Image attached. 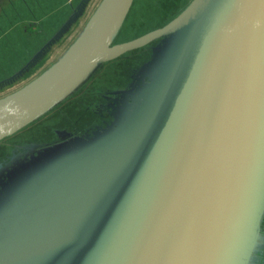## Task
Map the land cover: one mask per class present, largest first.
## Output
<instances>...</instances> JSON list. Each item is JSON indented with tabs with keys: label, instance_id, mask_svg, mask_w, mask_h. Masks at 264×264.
<instances>
[{
	"label": "water",
	"instance_id": "95a60500",
	"mask_svg": "<svg viewBox=\"0 0 264 264\" xmlns=\"http://www.w3.org/2000/svg\"><path fill=\"white\" fill-rule=\"evenodd\" d=\"M132 1L100 0L51 63L13 83L83 15L90 0H81L43 46L4 80L17 87L0 96V140L44 115L103 63L177 35L173 52H162L156 44L150 47L154 87L148 91L149 101L129 123L121 124V130H104L82 147L69 162L72 167L63 171L68 176L65 182H60V161L71 154L60 153V143L41 149L40 157L50 168L42 175L43 187L38 186L35 167L40 162L31 159L32 168L21 174L19 182L35 186L51 208L45 206L37 225L19 224L6 232L0 242L5 251L0 253V264H29L60 254L77 255L82 264H229L246 224L255 219L259 221L250 233L263 241L264 253V116L257 122L264 110V0H191L165 24L114 42ZM251 91H256L250 123L254 132L249 130L245 144L257 154L254 179L242 205L236 206L241 189L231 194L233 202L228 204L235 205L225 211L226 205L222 212H229V218L220 224L218 219L212 221L204 240L200 228L211 211L209 204H203L210 184L207 177L222 146L225 113L235 104L237 108L250 104ZM124 195L126 204H120ZM86 202L90 207L83 218L79 209ZM23 205L6 207L8 214L21 218L26 213L16 210ZM35 206L31 202L27 209ZM236 211L239 217L232 220ZM230 219L237 228L231 227L233 237L220 258ZM6 239L22 247L5 246ZM198 239L204 242L188 263ZM256 259L264 264V257Z\"/></svg>",
	"mask_w": 264,
	"mask_h": 264
},
{
	"label": "rangeland",
	"instance_id": "374dc122",
	"mask_svg": "<svg viewBox=\"0 0 264 264\" xmlns=\"http://www.w3.org/2000/svg\"><path fill=\"white\" fill-rule=\"evenodd\" d=\"M29 1L30 0H25L26 5ZM80 1L81 0H33V15L37 16L49 12L48 21H46V19H41L38 22V29L42 30L41 27H43L44 32L39 31L37 33H34V31H30L27 34L28 36L26 38V43L24 45L19 46V48H22V50L17 51L15 53H10L8 55L2 54L0 56V75L5 74L11 68L14 69L13 67H16L18 65L23 55L29 56V54L35 49V52L39 50L43 46V44L70 16L72 10H77L76 6L77 4H79ZM159 1L162 0H133L129 8L130 11L125 16L115 36V40L120 41L124 39H132L135 37V35H141L151 29L161 26V22L164 20L165 16H167V13L162 8L161 11L160 8L156 6V3ZM99 2L100 0H90L83 15L71 26V29L68 30L59 41L49 47L48 54L45 56V62L43 63V66H41V69L42 67H44V65L46 66L51 63L54 59V56H58L64 50V48L68 45V43H70L71 39L80 30L83 24L87 22L90 14L92 13L93 9L99 4ZM6 3L7 2L0 6V15L8 13V11L4 10ZM166 3L167 0H164L162 5L165 6ZM26 5L25 3L18 2V0L15 1V10H11V17L15 21H29L30 16L32 15V9L28 8ZM40 5L42 6V8H40ZM68 6L70 7V9L68 8ZM66 13L67 15L65 16L64 14ZM52 14L53 17L51 18ZM4 18L7 17L5 15L0 16V21ZM31 27L33 28L34 26ZM15 29L16 28L14 25L12 26V29H10L6 25V23L0 24V48L1 44L10 45L14 43V40H16ZM53 29V33L51 34V36H49V32ZM13 34L15 35V38H13ZM176 36V34L166 36L164 38L156 40L152 45L156 44L155 48H157L158 50H162V52L167 49L168 51L173 52V48L175 47L177 38ZM6 37H10L11 41L5 39ZM149 53L150 49H147L143 52L141 57H144L146 54ZM19 69L20 67L16 70ZM15 87H17V85H15L14 87H6L3 90L1 89L0 96L9 93ZM255 92L256 91H251L252 96L250 104H244L240 108H237V105L235 104L231 106L229 110L225 113V117L227 118L222 124L223 126L220 130V146L221 144L222 146L221 148L219 147V150L217 151L214 159H212V164L210 165L207 177V180H209L210 184L206 187L205 199L203 204H209L211 207V211H207V217L202 222V226L200 228V233L204 234V240L206 238L205 233H207L209 229L208 225H210L212 221L218 219L220 221L218 224H220L223 219L229 218V212L226 215H224V213L225 211H227L228 207L230 208V206L235 205L228 204L229 202H233L230 200L231 194H239L238 190L241 189V194H239V198L241 197V199L236 205L238 206L243 204V200L246 199L250 191V186L254 179V173L257 165V154H255V150H249L251 148V145L247 144V146L245 144V141L246 134L249 132V130H252V132H254L253 129L250 128V123L253 121L254 117L255 104L254 99H252V97L255 96ZM263 116L264 110L262 109L261 117H258V123L262 121ZM56 120H58V117L53 121L50 120L49 122L53 123ZM33 133L36 132L33 131L32 134ZM54 134L55 131H51L49 137L53 136ZM29 135H31V129H25L16 136L15 141L19 139H24L26 136ZM31 178L32 176H29V179ZM122 187L126 190V185L124 186L123 184ZM30 190L36 192L32 193L30 192ZM261 193V197H264V184L262 185ZM4 196L7 200L6 204H24L18 210H16V212L23 211L26 213V215L22 216L21 218L16 217L13 213L10 212V216H13L14 223L17 226L19 224H24V226H30L31 224H33L32 226L37 225L42 221L43 214L41 213L45 209V206L48 209L51 208L48 204H45L46 199L43 194L39 192V190L33 185H31L30 188L15 187L11 190H7L4 192ZM121 201L122 202H120V204H126V195L122 197ZM235 201L237 202V200ZM31 202H34L36 206L34 209L29 210L27 209V207L28 204H31ZM89 207V202H86V204H81V207L79 209V215L83 218H86L85 216L89 211ZM224 208H226V210L224 211V213H222ZM55 210L58 212V207H56ZM237 217H239L237 211L232 213V220H236ZM232 220L230 219V223L228 226L229 230H224V249L220 255V258L225 253L227 244L231 241V237H233L231 227L235 229L237 228L236 223H231ZM258 221L259 219H255L253 222H249L248 225L246 224L245 235H241L240 239L237 241V244H235L237 248L233 257H231V261H229V264H260L256 257H264V253H261L263 251V249L261 248V243L263 241L259 240L255 234L251 235L250 233L251 230H255ZM227 224L228 222L225 223V226H227ZM62 231L63 230H60V234ZM203 239L202 242L198 239L195 246L192 248L193 252H189L188 258H186V261L188 263L194 261L197 257L199 247L204 242ZM29 264L82 263L80 261V257L77 255L60 254L53 257L36 260L33 261V263Z\"/></svg>",
	"mask_w": 264,
	"mask_h": 264
},
{
	"label": "trees",
	"instance_id": "16d2710c",
	"mask_svg": "<svg viewBox=\"0 0 264 264\" xmlns=\"http://www.w3.org/2000/svg\"><path fill=\"white\" fill-rule=\"evenodd\" d=\"M163 1L156 3L160 10L162 8L167 13L161 25L177 15L191 0H167L165 6L162 5ZM68 8L70 9L69 6ZM129 11L130 9L127 14ZM67 13L64 15L66 16ZM2 15L7 18L2 19L0 24L6 23L8 27L14 24L17 45L1 47L0 56L22 50L19 46L25 44L27 34L35 28L27 20L19 22L8 16V13L0 16ZM53 31L54 29L49 32V36ZM13 38H15L14 34ZM114 42L119 41L115 40ZM152 44L127 52L115 60L100 65L94 74L66 98L20 131L30 128L31 135L15 141L16 136L20 133L18 132L0 140V242L6 237V232L16 228L14 218L8 214L9 211L6 207L20 205L6 204L4 192L15 187L30 188L26 181L19 182V178L25 170L28 171L32 168L29 164L33 157L40 162L35 166L40 174L38 186L43 187L46 184L42 175L50 172V168L48 160L40 157L43 152L41 149L46 145L52 147L54 144L60 143V153L71 154L70 158H65L63 163L60 161V182H65L68 176L63 171L72 167L69 162L74 160V155L79 153L82 147L87 145L92 138L102 135L104 130L112 131L115 127H119L121 130V124L129 123L130 119L149 101L148 91L154 87L149 63L153 57H151V51L144 57L141 55L150 49ZM35 50L30 53L31 55H26L27 57L23 55L18 65L13 67L14 69L8 70L6 75H0V82L3 83L0 85V90L15 82L26 80L43 66L45 56L17 76L13 83L4 82L18 71L17 68H21L32 57ZM57 117L58 120L55 122H49ZM33 131L36 133L32 134ZM51 131H55V134L49 137ZM70 178L71 176H69ZM3 243L12 249L22 247H19L20 244L17 242L8 239ZM2 252L5 251L0 250V253Z\"/></svg>",
	"mask_w": 264,
	"mask_h": 264
},
{
	"label": "flooded vegetation",
	"instance_id": "af4514ba",
	"mask_svg": "<svg viewBox=\"0 0 264 264\" xmlns=\"http://www.w3.org/2000/svg\"><path fill=\"white\" fill-rule=\"evenodd\" d=\"M15 1L16 0H0V6H2V4H5V2H7L6 3V5H5V8H4V10L5 11H8V16H11L12 14H11V10H15ZM18 2H21V3H25V5H26V2H25V0H18ZM4 6V5H3ZM28 8H31L32 9V15L30 16V19H29V21H28V23L29 24H33L34 26H35V28L32 30V31H34V33H37V32H39V31H42V32H44V28L43 27H41L42 28V30L41 29H38L39 27H38V22L41 20V19H46V21H48V14H49V12H46L45 14H40V15H37V16H35V15H33V0H30L29 2H27V5H26ZM40 8H42V6L40 5ZM53 17V14L51 15V18ZM35 19H37V20H35ZM52 20V19H51ZM14 25V24H13ZM13 25H11V26H9V28L10 29H12V26ZM7 40L8 41H11V38L10 37H7ZM126 39H124V40H120L119 42H121V41H125ZM26 43V42H25ZM13 44H16L17 45V42H16V40H14V43ZM5 45H7V44H1V47H3V46H5ZM10 45H12V44H10ZM24 45V44H23ZM42 45V44H41ZM0 50H1V48H0ZM11 53H15V52H11Z\"/></svg>",
	"mask_w": 264,
	"mask_h": 264
}]
</instances>
